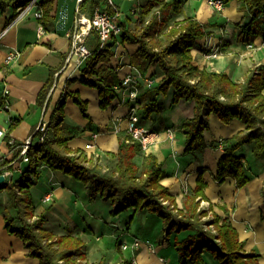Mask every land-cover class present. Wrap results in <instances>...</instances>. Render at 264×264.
<instances>
[{
  "label": "crops",
  "instance_id": "crops-1",
  "mask_svg": "<svg viewBox=\"0 0 264 264\" xmlns=\"http://www.w3.org/2000/svg\"><path fill=\"white\" fill-rule=\"evenodd\" d=\"M123 1L114 0L122 14V21H133L138 15L130 11L129 7L132 9L133 5L137 6L139 0H133L128 8H123ZM198 1L204 3V0H192L190 6L191 9L196 6L197 11L193 16L204 23L208 14H198L199 8L192 4ZM235 2L236 0H229L228 5L220 12L221 16L214 20V23L218 24L208 26V33L196 41L192 56L193 63L200 68L215 72L224 71L231 79L244 81L254 68L264 65V46L260 43V36L248 42L237 39L239 28L235 23H241L244 13L236 12ZM77 4V0H57L53 23L44 28L40 35L36 31L38 20L31 12L19 15V10L12 7L0 11V125L6 132L0 152L4 159L15 157L17 152L9 148L7 139L19 143L32 135L41 121L47 122L66 87L68 90L77 91L80 97L87 101L89 114V118L84 117L72 98H66L64 122L77 129L76 134L69 139L68 145L84 150L88 156L91 155L92 163L97 165L101 172H105L107 166L114 164L107 152H116L119 136L127 134V98L119 96L106 108H101L98 90L82 83L79 68L71 63L62 69L66 65L65 59L70 50V40L66 33L74 24ZM185 7L184 5V13L190 15ZM81 13L87 14L86 11ZM129 23L131 24L130 20ZM250 41L254 42L252 48L246 46ZM86 42L90 49L93 35L87 36ZM136 48V43L116 41L110 64L115 67L119 79L133 66L130 60ZM214 50H218L219 55L206 59L204 54ZM11 51H18L19 55L6 63L5 58ZM157 69L155 64H148L143 73L152 75L154 72L152 76L159 80L161 75ZM50 76L53 77V83L43 104L38 105L37 95ZM172 94L173 89L169 87L165 95L159 96L162 111L139 120L141 125L157 134L142 153L152 154L162 163L165 175L160 179V183L167 186L169 193L175 196L178 207L182 206L183 192L195 186L198 170L203 169L206 182L204 201L211 203L213 211L219 216L227 217L231 221L244 243V252L257 254L258 263L264 264V192L261 187L264 180L263 176H260L264 166L262 168L256 165L260 164V158L252 155L251 144L243 145L237 153L243 154L241 160L244 165H248L247 170L253 174L252 178L250 177L242 187H236L230 177L221 183L214 178L217 160L224 151L223 142L220 140L243 130L244 123L232 119L225 124L216 114L210 113L207 117L208 127L203 132L206 145L192 152H185V135L181 124L184 119L193 116L194 101L182 98L172 104ZM15 119L19 121L9 128ZM167 128L174 130L173 138L166 133ZM212 142L215 145L212 146ZM88 143L92 144L90 148L86 147ZM246 151L250 152L252 158ZM134 159L140 163L142 156L136 155ZM49 191L52 192L53 199L49 202L42 201L43 195ZM30 194L32 204L37 210L47 208L42 228L53 235L80 236L84 241L88 263L103 259L107 264H115L121 259H132L137 256L135 253H151L143 245L137 250L132 247L134 238L139 237L131 226L136 223V218L137 227L142 229L147 228L148 217H157L162 221L158 215L149 214L145 209L134 211L128 208L113 216L110 213L112 205L108 197L99 194L90 197L88 186L84 182L60 170L47 167L40 170L35 184L30 187ZM6 199L7 194L0 206V264H39L36 257L27 255L28 249L22 240L6 230L3 213ZM9 210L13 216L15 211ZM165 229L163 225L160 239L163 238L166 244L161 243L158 248L163 253L159 252L157 259L160 261L156 262L176 264L178 256L170 239L165 235ZM145 239L148 238L143 240ZM153 246L155 249L154 242ZM202 257L205 264H221L206 250L202 252Z\"/></svg>",
  "mask_w": 264,
  "mask_h": 264
},
{
  "label": "trees",
  "instance_id": "trees-1",
  "mask_svg": "<svg viewBox=\"0 0 264 264\" xmlns=\"http://www.w3.org/2000/svg\"><path fill=\"white\" fill-rule=\"evenodd\" d=\"M57 0H36L41 10L38 19L48 28L54 20V7ZM225 3V0H223ZM227 1V0H226ZM245 9L246 22L237 24V39L242 42L260 36L264 39V0H237ZM30 0H0V11L7 7L22 9ZM105 0H81L79 11L92 14L95 7L102 6ZM182 0H145L141 4L138 24L129 26L128 19L121 22L119 35L103 48H97V35L92 30L93 44L89 54L79 65L83 84L98 90L99 105L106 108L118 98L113 86L119 82L117 72L110 60L114 55L116 41L136 43L137 48L131 57V64L141 72L148 64H155L161 77L150 87H140L137 102L139 118L150 117L162 111L159 96L173 89L171 103L180 99L194 101L192 117L182 121L184 151L192 152L206 145L203 132L207 129V117L217 115L222 123L238 119L244 129L220 140L223 153L217 160L214 178L221 183L227 177L234 180L236 187H242L249 179L247 166L241 160L243 154L237 150L251 144V153L264 159V65H259L244 81H236L224 72L209 71L193 63L192 49L198 39L208 33L209 24L200 22L193 15H184L172 23L170 13L182 12ZM108 10L113 12L112 5ZM117 7V6H116ZM172 11V12H171ZM135 12H137L135 10ZM149 15V17H146ZM86 45L87 42H86ZM154 75V72H152ZM150 75V76H152ZM53 83L50 76L37 95L38 105L43 104L48 89ZM71 97L82 115L89 118L87 101L77 91L63 89L57 100L44 131L43 141L28 149L29 162L13 186L7 189L6 205L3 209L6 230L18 236L27 247V255L36 257L39 264H107L101 259L88 263L84 241L76 234L53 235L42 228L45 210L39 211L32 204L30 187L35 184L41 168L60 170L88 186L90 197L99 194L110 199L111 215L132 208L145 209L158 215L167 239L175 248L176 264H205L204 250L210 252L221 264H259L257 254L245 253L243 241L227 217L213 213L211 219H204L208 209L200 207L205 199L203 169L198 170L196 184L183 192L178 207L176 198L168 187L160 183L165 175L162 163L152 154H143L141 145L130 134L119 136L116 152H107L114 160L101 172L92 163V156L79 148H71L69 139L77 129L64 122L66 98ZM18 119L12 120L9 128ZM211 145H215L213 142ZM141 155V162L135 156ZM33 174V179L28 174ZM19 190V194L15 192ZM15 214L12 216L10 210ZM172 234L171 237L170 234ZM122 264H130L131 259H121Z\"/></svg>",
  "mask_w": 264,
  "mask_h": 264
},
{
  "label": "built area",
  "instance_id": "built-area-1",
  "mask_svg": "<svg viewBox=\"0 0 264 264\" xmlns=\"http://www.w3.org/2000/svg\"><path fill=\"white\" fill-rule=\"evenodd\" d=\"M36 0H30V2L19 9V15H25L31 12L35 19L41 17V10L36 6ZM81 0H77L79 3ZM205 2L215 11L222 12L225 7L223 0H205ZM108 5H112L113 12L108 10ZM137 6H132V11L135 12ZM76 17L74 19V24L67 31V36L70 40V50L66 56L65 62L66 66L72 65L79 68V65L83 59L89 54L90 49L86 45V38L90 31H94L97 35V48H103L109 41L119 35L121 29L122 14L116 7L114 0H105L102 6L95 7L91 15L83 14L79 11L78 4L75 7ZM61 15V14H60ZM37 34L40 35L44 31V26L41 22L37 23ZM1 36V35H0ZM253 41H250L246 46L252 48ZM261 45L264 46V39H261ZM19 55L18 51H11L7 54L5 61H9ZM219 55L218 50L209 51L204 54L206 59L216 58ZM155 83V78L150 75H146L141 72L135 66H131L130 70L124 74L119 82H117L113 88L118 96H123L127 98L128 101V113H127V132L132 138L137 140L141 145L142 149H146L150 141L157 135L155 132L151 131L147 127L140 124L139 115L137 113L139 103L137 102V97L139 94L140 87H150ZM46 121H41L37 126L32 135L27 136L23 141L17 143L13 139L8 138L6 143L11 150H16V156L10 159H4L0 152V175L3 176V180L0 182V196L3 191H6L7 186H13L18 177L22 174L25 167L29 162L28 149L37 143H41L44 137V131L46 130ZM166 133L169 137H174V130L172 128H167ZM6 132L5 129L0 125V147L2 141L5 139ZM91 143L86 144L87 148L91 147ZM38 168H43V165H39ZM28 177L33 179V174L29 173ZM6 186V187H3ZM15 192L19 194V190L15 188ZM53 199L52 192H46L42 201L49 202ZM203 200L201 201V205ZM204 208V205H202ZM146 247L150 252H155L153 243L148 239L134 238L132 242V247L134 249H139L140 246ZM125 246V245H124ZM161 259V258H160ZM115 264H122V260L116 262ZM130 264H138L134 259H131Z\"/></svg>",
  "mask_w": 264,
  "mask_h": 264
},
{
  "label": "rangeland",
  "instance_id": "rangeland-1",
  "mask_svg": "<svg viewBox=\"0 0 264 264\" xmlns=\"http://www.w3.org/2000/svg\"><path fill=\"white\" fill-rule=\"evenodd\" d=\"M182 1H183L182 5H181L182 12L180 14H178V15H175L174 13H170L168 22L172 23L173 21H175V20H177L179 18H182L184 15H187V14L184 13V10H183L184 5L186 6L185 9L188 8L187 10L189 11L190 15H195L194 13H196V11H197L196 10V6L192 7V9L194 8L193 10H195V12L191 9V6H190L192 0H182ZM228 1L229 0H227V1L225 0V5L226 6L228 5L227 4ZM144 2H145V0H139V2L137 3V8H136L137 12L136 13H137L138 16H139V13H140L141 4H143ZM132 3H133V0H124L123 1V8H128ZM192 4H196L197 7L199 8L198 9V14L201 13V14H203V16L208 14L207 21H203L204 23L212 25V26H214L215 24L216 25L218 24V23H214V20H216V18H219L221 16L220 12H217V11L213 10L205 2V0H204V3H203V1H198V2H194ZM129 9L131 11V7H129ZM235 10H236V12H238L240 14L245 12L244 7L237 0L235 2ZM146 17H149V15H147ZM136 18L133 21H131V19H129L130 22H131V24L129 23L130 27H132V26L134 27V26H136L138 24V17H136ZM241 18H243V17H241ZM245 20H248V19L247 18L246 19L243 18V19H241V23H239V21H238V22L235 23V25L237 26V24H242V23L246 22ZM253 70H255V68ZM246 152H248V151H246ZM248 155L252 158L250 152H248ZM259 162H260V164L256 163V165H259L260 167L264 166V159L263 158H260ZM245 166H246V163H245ZM247 173L250 174L251 178L253 177L252 173H249L248 171H247ZM260 176L261 177L263 176L262 180H264V169H263V173L260 174ZM261 187H263V192H264V183H263V186L261 185ZM5 195H6V191H3L1 193V196H0V199H1L0 200V206L4 202ZM203 201H204V199H203ZM202 205H204L205 209H208L207 210L208 211L207 215L205 217H203V218L204 219H207V218L211 219V217L213 216L212 214L214 213L211 203H209L208 201H204V202H202ZM202 205L200 204V207H202ZM149 214H153V213H149ZM150 216H153V215H150ZM137 220H138V218H136V223L132 224V226H131L132 228L131 229L135 232V234L139 238L144 239L145 237H147L148 239H151V241L153 240V242H154V244L156 246L155 249H157V251H155L154 253H152V252L151 253H149V252H147V253L139 252V255H138V253L137 254L135 253V255H137V256H133L132 259H134L138 264H157V262L160 261L159 259H157V257H158L159 252H161V251L158 250V248L161 247V243L166 244V241L163 238H162L163 240L160 239V237H161L160 234H161V230H162V227H163V223H162V221L157 219V217H154V218L153 217H148V219H147V228L146 229H142L140 227L139 228L137 227V225H138ZM172 234L173 233H171L169 237H171ZM124 253H126V252L124 251ZM161 253H163V252H161ZM141 259H143L144 261H140Z\"/></svg>",
  "mask_w": 264,
  "mask_h": 264
},
{
  "label": "water",
  "instance_id": "water-1",
  "mask_svg": "<svg viewBox=\"0 0 264 264\" xmlns=\"http://www.w3.org/2000/svg\"><path fill=\"white\" fill-rule=\"evenodd\" d=\"M3 180V176L2 175H0V182Z\"/></svg>",
  "mask_w": 264,
  "mask_h": 264
}]
</instances>
